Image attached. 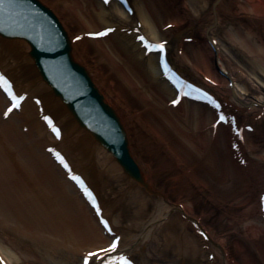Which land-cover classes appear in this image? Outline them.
I'll use <instances>...</instances> for the list:
<instances>
[{
  "label": "bare ground",
  "instance_id": "6f19581e",
  "mask_svg": "<svg viewBox=\"0 0 264 264\" xmlns=\"http://www.w3.org/2000/svg\"><path fill=\"white\" fill-rule=\"evenodd\" d=\"M34 1L0 0V24L14 31H0V74L13 76L15 92L43 97L57 120L40 121L28 100L21 120L7 114L0 91V264H88L90 253L101 257L91 264H107L115 259L103 251L112 240L120 241L116 264L123 257L132 264H264V0ZM34 5L45 10L41 17ZM48 11L81 36L69 42L73 68L60 57L66 49L56 28L46 41L37 35L52 20ZM107 27V37L89 36ZM33 44L50 66L28 56ZM158 45L173 71L168 77ZM43 81L59 85L85 121L99 103V118L68 128ZM192 87L206 93L190 98ZM131 98L138 109L129 107ZM218 114L230 116L229 130L220 122L213 132ZM53 123L61 136L50 131ZM48 146L63 150V160L50 157ZM199 170L240 176L249 188L236 199L246 203L241 214L223 212L209 229L203 224L198 206L216 199Z\"/></svg>",
  "mask_w": 264,
  "mask_h": 264
},
{
  "label": "rangeland",
  "instance_id": "374dc122",
  "mask_svg": "<svg viewBox=\"0 0 264 264\" xmlns=\"http://www.w3.org/2000/svg\"><path fill=\"white\" fill-rule=\"evenodd\" d=\"M68 24V23H67ZM73 25L71 24V25H69V27L71 28V31L72 32H74L75 31V29L72 27ZM186 48H184V50H185V53L187 52L188 54H190L191 52H190V49H189V46L191 45V44H188L187 42H186ZM81 51V50H80ZM79 52V50L77 51V53ZM76 56V55H75ZM90 55H88L87 54V56H86V58L84 59V61L87 63L86 65H88V67L91 69V70H93L94 72H95V69H94V67L92 66V65H95V63L93 62V60L89 57ZM25 66H26V68H28V70H31L32 68H29L30 66H27L26 64H25ZM32 67V66H31ZM16 71H19L17 68H16ZM20 72V71H19ZM203 72V71H202ZM96 73V72H95ZM204 73V72H203ZM104 75V74H103ZM107 81V80H106ZM109 82V81H108ZM49 94V98L52 100V99H54V100H56V98H53L51 95H50V93H48ZM126 101L127 100H129L130 99V96L128 95L126 98ZM131 100H132V98H131ZM132 104L129 106L130 108H133V109H138V103H136L135 102V100H132V101H130ZM57 105H59V104H57ZM133 106V107H132ZM136 106V107H135ZM122 108H120V110H121ZM123 111V109L121 110V112ZM139 112V111H138ZM59 118H61L62 120L63 119H65V121L67 122V124H68V128L69 127H73L74 125H76L75 123H74V121L70 118V119H67V115L65 114V112H64V109H59ZM136 116V115H135ZM137 116H139V115H137ZM16 120H18L17 118H16ZM19 120H21L20 118H19ZM21 132H22V134L24 135L25 133H27L28 131L27 130H22V127H21ZM30 135V134H29ZM32 135V134H31ZM29 139V138H28ZM212 139V138H211ZM30 140H32V142H33V138L32 139H30ZM30 140H29V143H30ZM77 141V140H76ZM78 144L79 143H77V142H73V149H74V151H78L77 149H78ZM19 146H20V151L23 153V151L25 150H27V149H25L24 148V146H22L21 144H19ZM36 147V146H35ZM37 147H40V146H37ZM25 154H27L28 156H30V151H26V153ZM24 154V155H25ZM222 156H224L225 157V159H226V155H222ZM193 158H194V160H196L198 157H196V155H194L193 156ZM35 160L37 159V158H34ZM227 160V159H226ZM196 163H197V161H195ZM197 167H198V165H197ZM99 170H106V167H104V169L101 167V166H99ZM92 171V170H91ZM103 171V172H104ZM97 172V171H96ZM202 172V173H201ZM199 173L201 174L200 175V178L202 177V178H204L205 179V181L207 182V186H209V190L207 191V195H210V197L211 196H213L214 195V197H215V199H216V201L214 200V201H209V200H204L206 203H207V205L206 204H203L202 203V206L200 207V206H198L199 208H201V210H204L205 212H206V214L204 215V217H202V222H203V224L204 225H206V227L209 229V227H208V224L209 225H213L214 223H217V222H215V220H218L219 218H220V216H221V214L223 213V212H225L226 214H227V216L230 214V216L231 215H234V214H241V212L243 211V208H244V206H245V202H240V201H236V199H237V197L238 198H240V196L241 197H243L246 193H245V191L247 190V189H249L248 187H245V183L242 181V179H240V176H230V177H228L227 175H224V174H222V172H219V170H215L212 174H206V173H204L203 171H200L199 170ZM199 176V175H198ZM199 178V180H202V179H200ZM198 184V183H197ZM250 184H252V183H250ZM249 185V184H248ZM256 185H258V183L256 184ZM197 186V185H196ZM198 188V187H197ZM252 188V187H251ZM248 191V190H247ZM202 199V198H201ZM246 200V199H245ZM216 203L218 204V205H216ZM215 209V210H214ZM200 210V209H199ZM210 210H214V212H210ZM213 213V214H212ZM210 214L211 215H213V216H210ZM232 217V216H231ZM228 222V221H227ZM231 226V224H228V226L226 227V228H229L230 230L232 229V227H230ZM189 230L191 231L192 230V226H189ZM215 230H217L216 229V227H215ZM214 230V231H215ZM233 230V229H232ZM235 234L237 233V232H234ZM155 235V234H154ZM236 236V235H235ZM234 241V240H233ZM229 242H231V243H233L231 240L229 241ZM243 243V242H242ZM233 244H236V243H233ZM234 247H232V248H235L236 249V247H235V245H233ZM235 249L234 250H232L231 252H233V257L235 256ZM168 250V249H167ZM241 251H242V249H241ZM243 252V251H242ZM164 253H167V251H165ZM242 254H244V253H241V255ZM166 258H167V260H168V258L169 259H172V258H174V257H172V255L171 254H165L164 255ZM198 257V256H197ZM199 259L201 258V256H199L198 257ZM185 259V258H184ZM186 259L189 261V262H191V259L190 258H187L186 257ZM237 259H238V257H237ZM244 260V259H243ZM249 262H251V261H249ZM248 263V262H247Z\"/></svg>",
  "mask_w": 264,
  "mask_h": 264
},
{
  "label": "snow or ice",
  "instance_id": "6c2138e0",
  "mask_svg": "<svg viewBox=\"0 0 264 264\" xmlns=\"http://www.w3.org/2000/svg\"><path fill=\"white\" fill-rule=\"evenodd\" d=\"M104 34H105V33H100V35H104ZM142 39H143V37H142ZM149 47H151V45H149ZM160 47L163 48L164 46L161 45ZM0 81H2L3 84H4V86H5V88H7V89L11 92L10 82L7 80V78L3 77L2 74H0ZM12 97H13L14 100H19V97H17L16 94H15L14 92H12ZM177 103H178V101H177ZM46 119H48L50 122H52L50 117H46ZM53 128H54V130H55L57 133H59V129L55 127V124H54V123H53ZM60 158H61V160H63V157H60ZM119 246H120V241L117 240V241L113 244V246H112L111 249H105V250H103V251H105V252H115V251L118 250ZM93 256L100 257V253H90V254H89V257H88V264H91V260H92V257H93ZM107 264H113L112 260L109 259V260L107 261ZM123 264H132V261L129 260L127 257H123Z\"/></svg>",
  "mask_w": 264,
  "mask_h": 264
}]
</instances>
